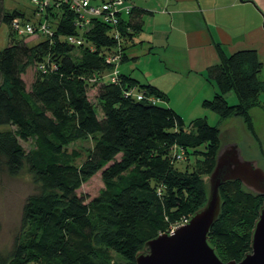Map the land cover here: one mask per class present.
Masks as SVG:
<instances>
[{
	"label": "trees",
	"instance_id": "16d2710c",
	"mask_svg": "<svg viewBox=\"0 0 264 264\" xmlns=\"http://www.w3.org/2000/svg\"><path fill=\"white\" fill-rule=\"evenodd\" d=\"M41 1L31 0V6L39 10ZM43 11L52 34L28 45L24 38L15 39L10 25L14 18L32 22L36 16L7 11L0 0V24L7 25L11 40L0 50V125L10 126L0 131V169L15 176L26 165L38 183L37 191L25 198L19 232L9 251L0 252V264H136L146 241L168 233L207 199L204 178L195 168L178 169L169 149L176 146L189 159L196 155L194 167H205L209 175L221 147L220 129L198 117L187 130L182 116L161 104L168 98L164 91L128 73L119 70L116 84L103 81L101 75L112 68L105 58L118 47L114 26L92 17L82 33L75 25L78 13L62 0H48ZM142 13L134 6L115 27L121 36L119 65L142 27ZM68 35H81L84 43L72 45L65 40ZM216 48L219 62L206 75L217 91L202 105L217 114L218 122L235 113L249 122L248 111L260 104L264 92L258 78L262 61L254 49L225 55L219 44ZM41 63L56 69L42 72ZM30 67L38 76L28 89L22 76ZM93 76L100 81L101 118L87 95L96 85L88 82ZM131 87L156 102L125 97ZM229 94L235 95V104L228 103ZM87 138L93 145L76 165L81 154L67 147ZM21 141H31L30 149ZM97 173L104 187L86 201L77 190ZM219 195L220 212L207 240L221 260L239 261L251 250L264 194L232 180L220 185Z\"/></svg>",
	"mask_w": 264,
	"mask_h": 264
},
{
	"label": "crops",
	"instance_id": "0c3cea01",
	"mask_svg": "<svg viewBox=\"0 0 264 264\" xmlns=\"http://www.w3.org/2000/svg\"><path fill=\"white\" fill-rule=\"evenodd\" d=\"M128 1L143 10V13L142 27L134 36V43L127 48V59L124 62L133 61V64L138 59L140 64L142 60L138 57L159 52L168 57L167 60L164 59V65L171 62V56L178 61L171 63L170 68L164 69V72L162 67H156L157 75L154 76L149 71L136 76L133 72L136 66H130V63V67L121 72L130 74L140 83H150L162 91L165 82L172 81L173 74L185 77L186 84L182 88L190 92V95L184 96L185 102L176 104L167 93V100L161 103L177 111L184 123L185 113L197 105L196 102L201 101L203 106L202 101L211 99L217 91L215 83L206 75V69L219 62L217 44L225 55L241 49H254L262 61L258 78L264 81V0ZM135 43L138 44L136 48L133 47ZM259 100L258 110L264 114V92L259 95ZM198 117L200 116L192 120ZM212 117L218 121L217 114Z\"/></svg>",
	"mask_w": 264,
	"mask_h": 264
},
{
	"label": "rangeland",
	"instance_id": "374dc122",
	"mask_svg": "<svg viewBox=\"0 0 264 264\" xmlns=\"http://www.w3.org/2000/svg\"><path fill=\"white\" fill-rule=\"evenodd\" d=\"M2 5L3 8L7 11H12L13 9L21 10L27 18L37 16V10L33 6H31V0H2ZM8 30L9 28L5 23L0 24V50L10 44L11 40ZM22 38H24V41H26L28 45H33L42 40L43 37L41 35H29L23 37L17 34L15 39L18 40ZM136 46H138L137 43H135L133 47L136 48ZM79 53V51L76 52V55L79 56ZM138 58H140V61L142 60L140 64H138V59H136V62H134L133 64V61H123L124 63L119 65V70L126 71L128 67L136 66V69L133 70L136 76H141V74H143L144 72L146 73L147 71L151 72L152 76H154V74L157 75L155 73L157 72L155 70L156 67H162L163 71L166 68L169 69L171 63L178 61L177 58L176 60L173 56H171V62H168V65H164V59L167 60L168 57L166 55H162V53L160 52L155 53V55L144 54L142 55V57ZM129 63L132 65H130ZM174 75L176 74H173L171 76L172 81L165 82L163 91L166 93V95L167 93L170 95L172 102H175L176 104H182L185 102L183 101L185 100L184 96L190 95V92H188L186 88H182L183 85L186 84V78L180 75H176V77H174ZM37 76L38 75L35 71V67L28 68L25 74H23L22 77L28 89L33 79ZM101 76L103 81L107 80L103 77V75ZM88 82L96 84L87 90V95L89 100L93 103L94 107L97 110V117L101 118L103 114L96 95L97 86H99L100 81L98 80V77L93 76L88 79ZM146 96V99L155 98L154 96L148 94H146ZM229 96V100L227 97L229 104H235L237 102L235 95L229 94ZM196 103L197 105H195L194 107L192 106V108L189 109L184 115L186 118L185 123L187 130L191 129L189 122L192 120V118L196 116L204 117L205 119H207L209 124L218 125L220 129L221 147L228 143L237 142L242 149V155L245 159H258L259 166H262L264 168V114L260 110H258V107H260V105H255L248 111L250 116L249 122L244 121L242 113H235L229 117V120L224 119L218 122L217 119H213L212 116L215 114L211 110L205 108L204 106H201V101ZM7 129H10L9 125H0V131H4ZM21 144L26 150H29L31 147V141H21ZM92 145V139L87 138L86 140H78L72 142L67 147L69 152H71L72 150H76L81 154L80 157L76 158L75 160L76 165L81 164L82 160L85 158L86 149L91 147ZM199 148L203 149V146ZM179 153L180 158H177ZM169 155V159L175 158L174 165L178 169L186 170L188 169V167L191 169L195 168L194 170L198 172L200 178H204L206 182L208 181L207 179L209 175L205 167H200L199 170L197 166L194 167V161L197 158L196 155H192L189 159L182 152H180V149L176 146H172L169 149ZM103 187L104 185L100 178V173H97L80 186V188L77 190V194L85 197L86 201H89L90 199L98 195ZM37 189L38 183L35 182L33 175L28 171L26 165L15 176L9 175L4 170L0 169V252L6 253L11 248L13 238L15 234L19 232L21 209L25 198L29 194L36 192ZM182 219H180L176 224L172 225L168 232H170L171 229H173L176 225H179Z\"/></svg>",
	"mask_w": 264,
	"mask_h": 264
},
{
	"label": "water",
	"instance_id": "95a60500",
	"mask_svg": "<svg viewBox=\"0 0 264 264\" xmlns=\"http://www.w3.org/2000/svg\"><path fill=\"white\" fill-rule=\"evenodd\" d=\"M207 180L205 204L186 223L146 241L136 254V264H264V205L254 224L251 250L239 261L221 260L207 240L220 212L221 184L239 180L248 190L264 194V169L258 159H245L236 142L228 143L218 150Z\"/></svg>",
	"mask_w": 264,
	"mask_h": 264
},
{
	"label": "built area",
	"instance_id": "2783aa9c",
	"mask_svg": "<svg viewBox=\"0 0 264 264\" xmlns=\"http://www.w3.org/2000/svg\"><path fill=\"white\" fill-rule=\"evenodd\" d=\"M34 1V0H33ZM93 1V0H92ZM91 0H62L63 3H68L70 9L75 10L78 13V17L75 20V25L81 28L86 29L89 28V24L92 17H98L102 20L103 23L108 24L112 27V35L114 39L118 42V47L108 53L106 56V62L112 65L110 71H107L105 74H102L105 79H107L110 83H118L119 79V64L122 60V51L120 48L121 36L118 32V28H115L120 24V18L129 13L134 8V5L128 0H102L98 3H93ZM42 2V3H41ZM40 3V8L37 10L36 20L33 19L31 22H24L20 18H14L11 22L10 29L19 34V35H51L52 31L49 27V22L43 16V7L47 6L48 0H42ZM38 3V4H39ZM38 17V18H37ZM81 29L83 33L85 29ZM65 40L72 45H81L84 43V40L81 35H68ZM92 48V46H89ZM38 68L42 72H46L48 70L52 71L56 69V65L50 64L46 66L45 63H41L38 65ZM125 97H131L135 100H144L147 98L145 92L143 90H139L136 87H131L124 91ZM148 101L154 103L156 99L149 98ZM180 158V155L177 156ZM188 218H183L179 225H176L174 228L186 223ZM173 228V229H174ZM171 229V231L173 230ZM170 231V232H171Z\"/></svg>",
	"mask_w": 264,
	"mask_h": 264
},
{
	"label": "flooded vegetation",
	"instance_id": "af4514ba",
	"mask_svg": "<svg viewBox=\"0 0 264 264\" xmlns=\"http://www.w3.org/2000/svg\"><path fill=\"white\" fill-rule=\"evenodd\" d=\"M262 167V166H261ZM263 168V167H262ZM264 169V168H263Z\"/></svg>",
	"mask_w": 264,
	"mask_h": 264
}]
</instances>
